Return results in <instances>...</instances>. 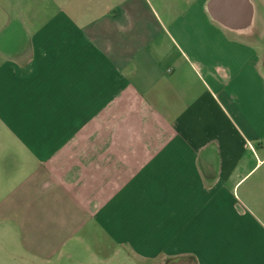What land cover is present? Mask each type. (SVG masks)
<instances>
[{
  "label": "crops",
  "instance_id": "obj_1",
  "mask_svg": "<svg viewBox=\"0 0 264 264\" xmlns=\"http://www.w3.org/2000/svg\"><path fill=\"white\" fill-rule=\"evenodd\" d=\"M180 1L0 0V229L35 264H264V0Z\"/></svg>",
  "mask_w": 264,
  "mask_h": 264
},
{
  "label": "rangeland",
  "instance_id": "obj_2",
  "mask_svg": "<svg viewBox=\"0 0 264 264\" xmlns=\"http://www.w3.org/2000/svg\"><path fill=\"white\" fill-rule=\"evenodd\" d=\"M179 1L132 0V3L133 5L137 3L142 15L149 13L150 16H153V13L156 12L161 18L162 16L169 18L176 12L173 7L179 5ZM128 8H131L130 4H128ZM85 243H72L68 247L70 252L63 251L64 257L55 259L52 264H158L156 261L160 262V260L143 261L142 258L128 255L123 248L115 252V246H111V244L104 243L101 240L100 243H97V239L96 243ZM18 246V240L9 230L8 225H6V229H0V264H35L32 259L23 254ZM88 248L91 252L88 251ZM71 254L72 257H69Z\"/></svg>",
  "mask_w": 264,
  "mask_h": 264
}]
</instances>
